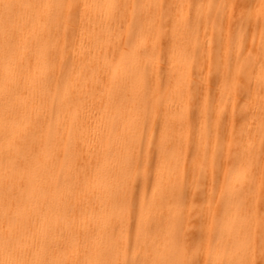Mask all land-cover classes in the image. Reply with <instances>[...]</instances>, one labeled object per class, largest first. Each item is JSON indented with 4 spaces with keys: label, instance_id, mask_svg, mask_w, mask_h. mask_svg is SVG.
Masks as SVG:
<instances>
[{
    "label": "bare ground",
    "instance_id": "6f19581e",
    "mask_svg": "<svg viewBox=\"0 0 264 264\" xmlns=\"http://www.w3.org/2000/svg\"><path fill=\"white\" fill-rule=\"evenodd\" d=\"M119 1L0 0V264L261 260L264 0Z\"/></svg>",
    "mask_w": 264,
    "mask_h": 264
},
{
    "label": "rangeland",
    "instance_id": "374dc122",
    "mask_svg": "<svg viewBox=\"0 0 264 264\" xmlns=\"http://www.w3.org/2000/svg\"><path fill=\"white\" fill-rule=\"evenodd\" d=\"M163 1L167 2V0H163ZM116 2L119 3L120 1L116 0ZM130 2H131L130 4L129 3L126 4V8H128L129 6L133 7V5L136 4V0H131ZM187 2L188 3H187V17L186 18L190 19L192 14H193V9H194V3L193 2H194V0H188ZM233 4L235 5L236 9H239L244 5V2H243V0H233ZM169 11L170 12L168 14V18L175 17L172 6H170ZM160 23H161V25L162 24L164 25L165 21L161 18ZM231 24H232V26L236 25V19L235 18L232 20ZM130 38H132L131 35L125 37V42L123 44L124 46L126 45L127 41L131 40ZM167 46L168 45H167L166 40L161 42L160 50H159V56H158V66H157V70H156L159 76L165 75V73L163 71V63H164L165 58H166ZM190 110H191L190 111V120H193L194 113H195V107H191ZM153 164H154V158L151 160L149 166L147 167L149 171L147 170L146 176L144 178L143 190L145 193L149 190V186H150V182H151L150 181V179H151L150 172L153 168ZM134 167H135V169H140L141 163H140L139 159L134 162ZM131 229H132V222H129V225H128L129 235L131 233Z\"/></svg>",
    "mask_w": 264,
    "mask_h": 264
},
{
    "label": "snow or ice",
    "instance_id": "6c2138e0",
    "mask_svg": "<svg viewBox=\"0 0 264 264\" xmlns=\"http://www.w3.org/2000/svg\"><path fill=\"white\" fill-rule=\"evenodd\" d=\"M262 259L257 261V260H252L249 262V264H264V247H262L261 249V253H260Z\"/></svg>",
    "mask_w": 264,
    "mask_h": 264
}]
</instances>
